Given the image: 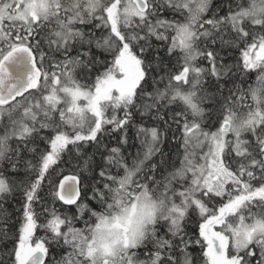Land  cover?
Here are the masks:
<instances>
[{
	"label": "snow or ice",
	"instance_id": "1",
	"mask_svg": "<svg viewBox=\"0 0 264 264\" xmlns=\"http://www.w3.org/2000/svg\"><path fill=\"white\" fill-rule=\"evenodd\" d=\"M0 264H264V0H0Z\"/></svg>",
	"mask_w": 264,
	"mask_h": 264
}]
</instances>
